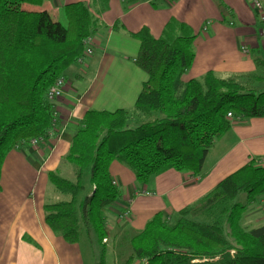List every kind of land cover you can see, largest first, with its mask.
I'll return each instance as SVG.
<instances>
[{
    "label": "trees",
    "instance_id": "16d2710c",
    "mask_svg": "<svg viewBox=\"0 0 264 264\" xmlns=\"http://www.w3.org/2000/svg\"><path fill=\"white\" fill-rule=\"evenodd\" d=\"M45 1L0 0V176L9 152L56 134L60 125L49 89L64 80L98 29L82 2L64 6L65 25L44 9L22 8ZM91 1L100 11L108 8L109 0ZM131 36L139 42L134 65L146 76L134 104L135 122L123 109L88 110L65 158L74 180L48 173L67 199L44 205L45 224L68 244L78 243L82 230L93 233L101 243L97 264H109L105 212L121 195L109 170L114 161L141 185L170 170L198 176L215 141L230 129L228 113L264 117V91L251 86L260 80L255 75L248 74L245 83L213 72L183 81L195 56L188 25L172 18L157 39L146 28ZM255 64L264 67L259 58ZM240 194L245 204L237 201ZM262 196L264 165L250 159L174 220L156 213L128 240L130 254L120 264L142 259L147 264H264V224L248 230L241 225L246 208Z\"/></svg>",
    "mask_w": 264,
    "mask_h": 264
},
{
    "label": "crops",
    "instance_id": "0c3cea01",
    "mask_svg": "<svg viewBox=\"0 0 264 264\" xmlns=\"http://www.w3.org/2000/svg\"><path fill=\"white\" fill-rule=\"evenodd\" d=\"M255 1L261 11L253 8ZM76 2L86 4L98 23L90 37L92 53L64 72L63 94L52 102L60 125L56 134L37 147L9 152L3 162L0 264H85L81 238L68 244L44 222V205L66 200L51 185L48 173L75 178L65 158L88 110L123 109L131 113L130 123L135 122L134 104L146 76L134 65L139 42L131 34L146 28L157 39L173 18L195 35V56L183 81L213 72L221 78L242 77L245 83L251 74L260 78L252 81V88L264 91V67L255 64L256 58L264 63V24L258 19L259 13L264 14V0H154V5L149 0H109L105 11L91 0H46L42 7L53 20L65 22L64 6ZM230 120V129L215 141L198 176L170 170L141 185L126 166L117 161L111 164L110 174L121 195L105 212L107 262L124 260L130 254L128 240L156 213L174 220L179 210L197 202L250 159L264 165V117ZM249 209L254 214L248 224L264 222V196L244 214ZM125 212L129 215L124 217ZM98 262L99 258L96 262L92 258L89 264Z\"/></svg>",
    "mask_w": 264,
    "mask_h": 264
},
{
    "label": "rangeland",
    "instance_id": "374dc122",
    "mask_svg": "<svg viewBox=\"0 0 264 264\" xmlns=\"http://www.w3.org/2000/svg\"><path fill=\"white\" fill-rule=\"evenodd\" d=\"M43 6V5H42ZM42 6H39V7H33V6H30V5H27V4H24L22 6L23 9H31V10H42L44 9V7ZM54 19H57V14H55V18ZM61 24L65 25V22L64 20H60ZM71 166V165H70ZM69 177V179H72L74 180L73 176H67ZM64 199H67L66 196H64ZM237 201L241 204H245L246 203V196L245 194H240L237 198ZM249 213H246L244 214L243 216V219H241V225L243 226V228L245 229H250L252 227H258L260 226L259 224L261 223H264V222H257L255 224H248V220L250 219V216H252V214H254V210H250L249 209ZM251 214V215H250ZM81 244L80 246H82V250H83V259H84V263L85 264H89L90 263V259L93 258V261H97V259L99 258V251H100V248H101V243L100 241H97L95 236L93 235V233H90L87 234L84 230L81 231ZM130 252V251H129ZM123 260L120 259V260H114V259H111L108 261L109 264H120ZM198 262V261H196Z\"/></svg>",
    "mask_w": 264,
    "mask_h": 264
},
{
    "label": "built area",
    "instance_id": "2783aa9c",
    "mask_svg": "<svg viewBox=\"0 0 264 264\" xmlns=\"http://www.w3.org/2000/svg\"><path fill=\"white\" fill-rule=\"evenodd\" d=\"M253 8L255 10H257V11H261L262 6H261V4L259 2H256L255 1L253 3ZM258 19H259V21L262 24H264V14L259 13L258 14ZM261 31L264 33V28H262ZM90 43H91V39L89 37L85 41V49H84L83 55H82V57H80L79 59H77L76 63H81L83 61V59L85 58V56L91 55L92 50L90 48V45H91ZM63 88H64V80H57L55 82V84L49 89V92H48V98H49V100H52L53 101V100L61 97L62 94H63ZM227 117L229 119H231V118H233V115L231 113H228L227 114ZM43 143H44V141H42V140H32L30 142V146L31 147H37L38 145L43 144ZM144 193H145V195H149L148 192H144ZM128 215H129V213L128 212H125L123 216L125 217V216H128ZM133 264H147V262H146V260L142 259V260H136V261H134Z\"/></svg>",
    "mask_w": 264,
    "mask_h": 264
}]
</instances>
